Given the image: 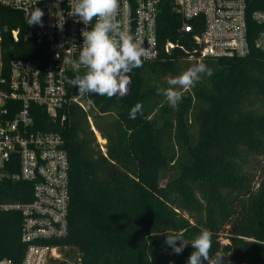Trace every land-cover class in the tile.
<instances>
[{
  "label": "trees",
  "instance_id": "trees-1",
  "mask_svg": "<svg viewBox=\"0 0 264 264\" xmlns=\"http://www.w3.org/2000/svg\"><path fill=\"white\" fill-rule=\"evenodd\" d=\"M251 7L264 8V0ZM180 24L173 4L163 1L158 42L179 46L134 69L127 95H79L67 83L83 74L78 67L65 81L67 94L84 107L71 100L63 121L38 109V128L62 135L69 160V233L52 241L60 256L49 264H188L194 249L189 244L173 253L166 234L191 241L201 227L213 233L212 254L223 252V264H264V54L252 47L242 57L201 58ZM22 29L19 12L0 6L4 64L46 58L45 42L22 40ZM191 58L213 75H202L173 108L157 88L169 87L167 80L187 70ZM138 102L143 115L130 119ZM88 117L106 140L105 151ZM19 219L17 212H0V257L17 260L23 253Z\"/></svg>",
  "mask_w": 264,
  "mask_h": 264
},
{
  "label": "built area",
  "instance_id": "built-area-1",
  "mask_svg": "<svg viewBox=\"0 0 264 264\" xmlns=\"http://www.w3.org/2000/svg\"><path fill=\"white\" fill-rule=\"evenodd\" d=\"M165 0H120L118 19L144 42L155 60L161 50L179 42L157 39V18ZM181 18L179 31L190 33L199 57H242L251 48L264 54V8L252 0H169ZM75 0H0V6L19 12L22 40L44 41L45 59L17 57L8 64L0 52V212H17L23 253L14 260L0 257V264H49L60 256L53 240L69 233V160L62 135L38 128V109L63 121V109L77 96L67 94L65 73L82 67L77 63L82 32L88 26L70 15ZM40 8L43 26L28 25L30 12ZM17 40L19 30H12ZM1 42V37H0ZM181 46V45H180ZM68 56L73 63L63 64ZM89 120V117H88ZM90 122V121H89ZM15 184V185H12ZM12 195L15 197L7 198ZM6 197V198H5Z\"/></svg>",
  "mask_w": 264,
  "mask_h": 264
},
{
  "label": "clouds",
  "instance_id": "clouds-1",
  "mask_svg": "<svg viewBox=\"0 0 264 264\" xmlns=\"http://www.w3.org/2000/svg\"><path fill=\"white\" fill-rule=\"evenodd\" d=\"M120 0H75L70 15L78 17V21L86 26L95 20L90 30L82 32L83 44L79 52L77 63L84 68L82 75L67 79V83L78 90L79 95L95 94L106 96L127 95L132 83L131 73L134 69L143 66V60L149 56V50L144 42L135 37L123 27L118 19ZM44 12L35 7L29 14L28 25L43 26ZM3 32L9 28L4 25ZM73 63L65 56L63 64ZM202 75L211 77L212 69L203 62L197 63L178 76L169 78L167 88H157V94L166 98L168 104L176 108L184 96V90L193 88ZM4 83V81H0ZM143 115V105L138 102L131 108L130 119ZM213 233L201 227L191 241H185L180 233L166 234L165 243L170 246L173 253L180 254L187 245L194 251L188 258V264H223L225 255L221 251L212 254ZM179 242V246H177ZM230 255V254H229Z\"/></svg>",
  "mask_w": 264,
  "mask_h": 264
},
{
  "label": "rangeland",
  "instance_id": "rangeland-1",
  "mask_svg": "<svg viewBox=\"0 0 264 264\" xmlns=\"http://www.w3.org/2000/svg\"><path fill=\"white\" fill-rule=\"evenodd\" d=\"M188 62H189L188 63L189 67H191V66L197 64L199 61L191 58V59H188ZM88 121H90L89 122L90 128L93 130V134L95 135L96 141L99 143V145L101 146V148L105 151V143H106V140L103 137H101V135L99 134V132L94 128L93 121H92V119L90 117H89V120ZM162 179L164 181V178L163 177H162Z\"/></svg>",
  "mask_w": 264,
  "mask_h": 264
},
{
  "label": "water",
  "instance_id": "water-1",
  "mask_svg": "<svg viewBox=\"0 0 264 264\" xmlns=\"http://www.w3.org/2000/svg\"><path fill=\"white\" fill-rule=\"evenodd\" d=\"M164 182H165V179L163 181V179L161 178L160 181H159L160 186H163L165 184Z\"/></svg>",
  "mask_w": 264,
  "mask_h": 264
}]
</instances>
